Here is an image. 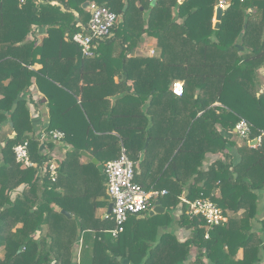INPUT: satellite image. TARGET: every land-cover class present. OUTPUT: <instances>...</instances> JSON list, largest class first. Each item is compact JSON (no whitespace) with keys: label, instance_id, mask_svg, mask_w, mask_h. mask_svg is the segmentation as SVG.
<instances>
[{"label":"trees","instance_id":"obj_1","mask_svg":"<svg viewBox=\"0 0 264 264\" xmlns=\"http://www.w3.org/2000/svg\"><path fill=\"white\" fill-rule=\"evenodd\" d=\"M225 1L215 29L218 0H0V264H264V92L257 81L264 0ZM85 3L118 18L93 58L72 41L77 24L89 20ZM33 28L45 30L39 44L28 38ZM144 34L156 40L158 56L129 57ZM115 75L123 79L114 83ZM175 81L180 97L171 93ZM32 86L47 100L40 133L64 134L54 181L45 166L56 143L39 142L22 97ZM240 119L250 125L249 141L259 139L255 146L236 142ZM23 142L34 167L15 161L12 148ZM121 147L134 163V182L165 192L156 200L165 212L132 216L112 238L103 171L76 150L104 168ZM207 154L224 160L203 169ZM182 194L189 202L210 198L227 222L205 239L204 220L187 214ZM166 225L174 230L159 234Z\"/></svg>","mask_w":264,"mask_h":264},{"label":"built area","instance_id":"obj_2","mask_svg":"<svg viewBox=\"0 0 264 264\" xmlns=\"http://www.w3.org/2000/svg\"><path fill=\"white\" fill-rule=\"evenodd\" d=\"M154 1L149 0V2ZM225 5V0H218L216 8H223ZM87 10L89 12V20L86 25L77 24L79 31L73 35L72 41L79 47L83 57L92 58L96 43L110 36L118 18L107 8L94 3H89ZM171 93L176 97L182 96V83L173 82ZM233 132L240 141L250 142V125L246 120L240 119L236 123ZM37 137L41 144L48 139L58 144L64 139V134L53 130L47 134L39 133ZM255 141L258 143L259 139ZM12 151L16 163L22 167L30 168L35 166L30 160L27 142L15 145ZM42 153H45V149ZM45 167L50 180L54 181L58 170L56 159H51ZM103 175L106 177L107 192L113 204L111 215L114 227L107 231L112 238H117L123 232L124 226L130 217H139L150 211L157 198L165 194L164 191H145L134 182V163L128 159L123 147H121L119 157L107 163L103 168ZM180 201L187 207V214L190 217H201L204 220L207 228L205 239H208V231L213 227L225 224L228 220L227 216L210 198H198L189 202L181 197ZM78 255L79 253L77 252V260Z\"/></svg>","mask_w":264,"mask_h":264},{"label":"crops","instance_id":"obj_3","mask_svg":"<svg viewBox=\"0 0 264 264\" xmlns=\"http://www.w3.org/2000/svg\"><path fill=\"white\" fill-rule=\"evenodd\" d=\"M54 4L55 3L53 2L52 5H54ZM214 13H215V10H214ZM74 14H75V17H77V14L76 13H74ZM212 23H213V25L215 24L214 18L212 20ZM44 37H45V30L43 28H33V30L31 31V34L29 35L28 38L30 40H34L37 44H39L40 41ZM103 40L96 43L94 53L96 52V49H97L98 45L100 44V42H102ZM113 40H114V42L111 44V46L116 52H118L120 44H119L117 39H113ZM103 46H105L104 43H103ZM109 48H111V47L110 46L107 47L108 50H109ZM99 49L101 51L103 50L104 52L107 51V50H104V49H106L105 47H103V49L102 48H99ZM241 50L242 49L239 48V51H241ZM159 52H160V50L157 47L156 40L153 37H150V36L144 34L139 38L136 46L129 50L128 55H129V57H132V58H153V57L158 56ZM39 68H40V65H38V64L33 66V69H39ZM263 75H264V68L259 70L258 74H257V81L259 84V91L260 92H264V80L262 81ZM121 79H123V78H121L117 75L112 77V80L114 83H119L121 81ZM177 82H180V81H177ZM127 85H131V82H127ZM24 96L26 97L27 107L30 111L31 122L34 126V134L38 135L46 127V125L48 123V110H47V105H46L47 100L45 97L43 98L42 94H40L37 91L35 86H32L28 90V92L25 95H23L22 97H24ZM40 99H42V103L38 104L37 101ZM215 105H219V104H215ZM233 134H234V132H233ZM235 140L238 144H241L240 140L236 136H235ZM252 142L253 141H250L248 144L250 145ZM256 144H258V143H256ZM43 150H44V148H42L41 152H43ZM65 151H66V146H64L62 143H58V144L56 143L54 149L51 152H49V155H51L52 159H56V161H58L59 159H61V157H63ZM227 154L232 155L234 161L237 160V153H236V150L234 148L228 149ZM220 159L224 160L223 156L207 154L206 160L204 161L202 168L206 169L211 163H213L214 161L220 160ZM85 160H87V159H85L83 157L82 162H85ZM183 192H185V189ZM259 193L262 195V197L264 199V192H259ZM181 197L184 198V194H182ZM263 209H264V206H263ZM164 212H165V209H164ZM105 213L103 214L102 210H98L96 213V216H101L103 214V217H104ZM148 213H149V211L147 212V214L141 215V216L137 217L136 219H144L145 217H152V216H149ZM180 213H181V208L179 206L172 212L171 216L174 219H176L180 215ZM260 215L263 216L264 213H262ZM171 230H174V227L172 225L171 226L166 225L162 228H159V234L164 233V232H170ZM175 234L177 235L179 240L182 241L184 239V235H183L181 229L175 228ZM79 247H80V243H78V245H76L74 250H73L76 257H77V252L79 251Z\"/></svg>","mask_w":264,"mask_h":264},{"label":"water","instance_id":"obj_4","mask_svg":"<svg viewBox=\"0 0 264 264\" xmlns=\"http://www.w3.org/2000/svg\"><path fill=\"white\" fill-rule=\"evenodd\" d=\"M88 5H89V3H85L82 8L83 9H87ZM126 8H127V6L124 7L123 12L126 10ZM224 9H225V7H223V8L217 7L215 9V13H214V21H215L214 28L215 29L218 27V24H219V21H220V18L222 16V13H223V10ZM148 142L149 141L147 140L146 143H145L144 148L147 146ZM255 145H256V141H253L250 144V146H255ZM76 152H78L81 157H84L85 159H87L88 161H90L93 165H95L97 167V169H98L99 172H102L103 171L102 165H100L99 162L96 159L92 158L88 153H86L84 151H77V150H76ZM101 181L105 185V187L107 188V185H106V177L104 175L101 176ZM112 208H113V204L110 203L108 205V208H107L106 213H105V215H104L103 218H106L108 215L111 214ZM61 213L63 215H65L69 219L72 218V216H70V214H68L65 211H61ZM163 213H164V209L161 207V205H160V203L158 201H155L154 204H153V207L149 211L148 215L149 216H154V215H161ZM117 259L119 261H121L122 264H129V261L127 259H121V258H117Z\"/></svg>","mask_w":264,"mask_h":264},{"label":"rangeland","instance_id":"obj_5","mask_svg":"<svg viewBox=\"0 0 264 264\" xmlns=\"http://www.w3.org/2000/svg\"><path fill=\"white\" fill-rule=\"evenodd\" d=\"M5 132H6V133L8 132L6 128H5ZM240 143H242V141H240ZM0 256H1V253H0Z\"/></svg>","mask_w":264,"mask_h":264}]
</instances>
